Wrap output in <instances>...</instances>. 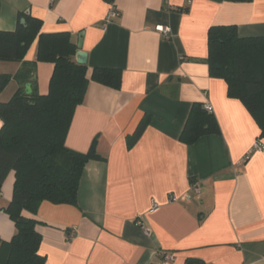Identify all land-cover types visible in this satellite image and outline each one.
Returning <instances> with one entry per match:
<instances>
[{
  "label": "crops",
  "instance_id": "obj_1",
  "mask_svg": "<svg viewBox=\"0 0 264 264\" xmlns=\"http://www.w3.org/2000/svg\"><path fill=\"white\" fill-rule=\"evenodd\" d=\"M111 7L108 0H0V31L14 32L29 15L42 21L41 33H69L76 45L84 32L87 78L95 68L122 71L120 90L90 82L66 139L80 153L95 143L103 158L85 166L78 206L43 202L36 215L23 213L38 222L39 254L45 264H163V253L174 256L164 264H264V150L245 161L261 132L207 63L212 27L264 37V0H114L120 15L106 26ZM37 48L36 40L25 62H36ZM21 67L0 60V76ZM53 70L37 64L32 92L48 94ZM20 87L12 79L0 103ZM195 104L212 107L220 132L187 145L180 137ZM145 117L129 150L127 138ZM14 182L11 173L0 193V247L16 233L4 212Z\"/></svg>",
  "mask_w": 264,
  "mask_h": 264
},
{
  "label": "trees",
  "instance_id": "obj_2",
  "mask_svg": "<svg viewBox=\"0 0 264 264\" xmlns=\"http://www.w3.org/2000/svg\"><path fill=\"white\" fill-rule=\"evenodd\" d=\"M110 1V0H108ZM249 3L252 0H227ZM25 24L14 32L0 31V60L22 63L14 76H0V93L14 79L21 87L10 101L0 103V193L11 173L15 174L13 197L4 210L14 223L16 233L0 247V264H45L39 254L42 236L38 222L23 213L36 215L43 202L78 206V192L85 166L103 160L94 143L87 153L66 146L75 112L84 102L90 82L120 90L122 71L95 68L87 78L88 67L79 65L77 45L69 33H41L42 21L23 15ZM38 41L36 62H25L31 45ZM51 63L54 70L46 95L36 89L27 95L38 63ZM210 76L224 80L228 97L241 101L260 129L264 139V37L241 38L235 26H215L208 32ZM149 119L145 117L135 133L127 138L132 149L143 136ZM212 113L195 104L180 140L192 145L201 137L219 134Z\"/></svg>",
  "mask_w": 264,
  "mask_h": 264
},
{
  "label": "built area",
  "instance_id": "obj_3",
  "mask_svg": "<svg viewBox=\"0 0 264 264\" xmlns=\"http://www.w3.org/2000/svg\"><path fill=\"white\" fill-rule=\"evenodd\" d=\"M109 4L112 6L111 10L109 11L106 19H105V25L107 26L109 23H111L113 20H115L117 17H119L120 13L118 12V10L114 7V0H110ZM160 32L167 34L169 33V31L167 29H163V28H159ZM204 109L206 111H208L209 113H212L213 109L209 104H205L203 105ZM264 150V143L262 142L261 139H257L256 142L254 143V146L252 148V151L245 157V161H248L250 159V157L252 156V154L256 153V152H260ZM192 192L195 195H199L200 194V187L198 186H193L192 187ZM192 196L189 195L187 196V199H191ZM172 202H176L178 199L175 197H172L170 199ZM160 210V205L156 202L153 201L152 203V207L150 209V213H156ZM162 258H163V264L167 263V262H171L174 261V256L171 254H167V253H163L162 254ZM264 260V258H263Z\"/></svg>",
  "mask_w": 264,
  "mask_h": 264
},
{
  "label": "water",
  "instance_id": "obj_4",
  "mask_svg": "<svg viewBox=\"0 0 264 264\" xmlns=\"http://www.w3.org/2000/svg\"><path fill=\"white\" fill-rule=\"evenodd\" d=\"M21 24L24 25L25 24V20L21 21ZM83 38H84V32H82L79 35V40L77 43V53H76V62L79 65H87L88 64V54L86 52H84L83 49ZM34 81V79L31 80V83ZM25 92L27 95H30L32 93V88H31V84H28L25 87Z\"/></svg>",
  "mask_w": 264,
  "mask_h": 264
}]
</instances>
